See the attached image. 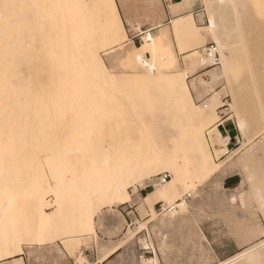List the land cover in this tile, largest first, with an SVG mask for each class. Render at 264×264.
<instances>
[{
  "label": "snow or ice",
  "instance_id": "6c2138e0",
  "mask_svg": "<svg viewBox=\"0 0 264 264\" xmlns=\"http://www.w3.org/2000/svg\"><path fill=\"white\" fill-rule=\"evenodd\" d=\"M256 7L259 87L251 61L235 55L238 48L247 52L239 13L233 27L223 19L218 24L210 0H0V264H122L113 253L137 242L150 258L138 257L136 264H264V0ZM61 21L65 41L58 53L51 41ZM134 60L151 69L136 76L146 92L124 100L97 86L110 69L113 80L118 69L135 74ZM256 96L258 111L248 106ZM231 121L245 140L258 124L259 155L227 152L230 137L220 126ZM190 143L205 161L195 176L182 162ZM217 143V156L230 157L221 164L211 156ZM237 169L247 173L240 183L254 199L241 198L243 210L221 223L239 246L236 254L212 256L220 237L199 227L207 209L186 201L222 191ZM53 191L67 219L37 229L34 205ZM157 201L164 205L162 226L152 212L151 222L145 216L134 221L135 229L125 221L119 243H101V209L139 203L146 213ZM188 220L198 239L188 238ZM193 244L190 259L174 258L192 253Z\"/></svg>",
  "mask_w": 264,
  "mask_h": 264
},
{
  "label": "rangeland",
  "instance_id": "374dc122",
  "mask_svg": "<svg viewBox=\"0 0 264 264\" xmlns=\"http://www.w3.org/2000/svg\"><path fill=\"white\" fill-rule=\"evenodd\" d=\"M217 3V0H214ZM262 0H255L254 2H250L247 9H234L231 6L227 5L223 7L222 5L218 7V11L220 12V22L223 19L229 27H233V21L236 20L237 12L239 13L240 23L239 27L245 32L247 35V52L243 49H236L235 55L241 61L250 60L257 75V87H259V72L257 71V66L261 65V28L259 24V8L257 5L261 4ZM216 5V4H215ZM252 5V7H251ZM207 15V12H205ZM259 33V34H258ZM234 44H239L241 41L234 40ZM255 53V54H254ZM229 55V53H228ZM258 56V57H257ZM158 64L159 61H158ZM110 76L107 79H100V81H107L111 83L115 80L112 78L111 69ZM128 71L126 68L118 69L115 74L116 77L121 74V72ZM58 82V80H57ZM127 83V82H125ZM114 91L115 94L122 99L126 100L128 97L129 91L132 89L129 87V84L121 83L119 87H105L102 89H107ZM231 103V93H229L225 98L221 101L218 110L223 113L224 106ZM249 109H256L258 111L259 107V97L256 96L254 103L249 100L248 102ZM223 134L226 136H232L228 143L229 153L235 154L237 150L241 151V155H247L248 153L255 152L257 155L261 152V144L260 138L258 136V124L252 128L251 134L248 136L247 140L243 137V135H237L238 127L235 121H231L229 125L223 127ZM210 139V137H208ZM248 142V144L246 143ZM246 145V147H244ZM213 157H215V163L221 164L224 161L230 159V157H223L221 160L220 157L217 156L216 153L213 152ZM223 154L221 153V156ZM190 167V166H189ZM247 179V173H245L242 169H237L234 176L226 179L223 184L224 188L222 191L213 190L210 195L204 194L200 197H189L187 199V203L191 204L193 202H197L200 206L207 209L209 215L203 217L199 222V227L204 230V234L206 235H217L220 239L217 241V251L212 253V256H224L225 258H230L231 255L236 254V250L239 247L233 239H230L222 230L221 223L224 220L225 216L235 215L237 212L243 210L244 205L241 203V198H243L245 203L251 202L254 199V195L251 193L250 187H246L244 184H241L240 181ZM170 180V179H169ZM235 197V202H233L232 198ZM55 197L53 195L48 196L49 207L50 210H54L55 206ZM179 202V201H177ZM162 203H159L155 206L156 211L158 212V217L160 218L161 226L163 225V219L165 218L164 205L163 210L161 209ZM140 204L136 203L128 204L125 206L124 204H119L117 207L119 211H103V216L98 215L96 217V226L99 229L101 220L104 222V228L101 231V243L103 244L106 240L108 244L119 243L123 240V236L121 233H126L127 224H131L135 229L136 225L134 221H140L148 217L149 222H151L152 217L146 215L144 212L140 211ZM133 207H135V212L133 211ZM178 208L175 209L177 213H179ZM172 215V211L169 210L167 213V217L170 218ZM67 219V213L64 217L56 219L51 227H55L59 224H62ZM185 227L188 229V238L189 239H198L195 235V227L192 224V221H185ZM147 231V230H146ZM157 238H159L160 233L156 231L153 233ZM152 243V241H149ZM195 253V245L193 244L192 253L185 251L182 254H177L174 258L176 260H187L191 258V255ZM115 259L120 260L123 264L124 261H131L132 264H136L138 257H143L145 259L150 258L147 254L146 250H142L137 242L132 247H121L120 251L114 256Z\"/></svg>",
  "mask_w": 264,
  "mask_h": 264
},
{
  "label": "bare ground",
  "instance_id": "6f19581e",
  "mask_svg": "<svg viewBox=\"0 0 264 264\" xmlns=\"http://www.w3.org/2000/svg\"><path fill=\"white\" fill-rule=\"evenodd\" d=\"M255 0H217V3L214 2V0H210V2L216 4V9H215V19L217 21L218 24H220V12L218 11V7L219 5L225 7L227 5L230 4H239V5H247V7L249 6L250 2H254ZM38 2L40 3H68V2H74V3H85V4H93V3H102L103 0H38ZM247 7H241L242 9H247ZM252 7V5H251ZM165 28H167V25H165ZM60 32L57 33L56 35L53 36V39L51 41V45L56 49V51L58 53H62L63 49H62V45L65 41V36L63 33V22L61 21L60 24ZM158 32V30H157ZM259 34V33H258ZM67 43L69 45V50L71 51V47H72V37H71V27H69V31L67 34ZM161 55H164V53H160ZM255 54V53H254ZM147 58L148 61L152 60V55L150 52L145 53L144 54ZM233 55V52H229V56ZM258 57V56H257ZM133 66L135 69H137L138 71L133 74L130 73L129 71H125V72H121V74L119 76H117V80L113 81L112 84L108 83L107 81H100L98 82L97 86L99 88H105V87H119L121 83L124 84H129V87H131L132 89L129 91V93L127 94L128 96H139L142 92H146V86L139 81L138 79H136V76L142 74L144 71H151V69H145L143 65H141L139 63L138 60H134L133 62ZM160 67L161 65L158 64L157 61V72L160 71ZM257 71L260 72V66H257ZM111 77L110 76V71H109V75L107 78ZM103 78V77H102ZM101 78V79H102ZM127 82V83H125ZM59 83V80L58 82ZM108 89V88H107ZM198 119V118H197ZM238 127V126H237ZM213 140L212 137H210V139H208V145H212ZM248 144V142H246ZM228 145V144H227ZM226 145V150L227 152H229L228 150V146ZM207 147V145H206ZM214 153H218L220 152V145L217 143L215 145V147L212 148ZM187 159L186 162L182 161L183 163L186 164V168L191 172V174L193 176L196 175L197 171L202 169L205 165V161L204 158L202 156V154L200 153L199 147L194 144V143H190L187 152L185 153ZM211 156L213 157V153L211 151ZM215 163V161H213ZM217 164V163H216ZM190 166V167H189ZM49 195H53L55 197V206L56 208L54 210H50L51 207H49V202H48V196ZM112 195H116L115 190L113 189L112 191ZM233 200V198H232ZM160 202L157 201L156 204H153V206L151 208H149L147 210V212L145 213L146 215L151 216L152 212H155L158 214V212L156 211L155 206L157 204H159ZM179 203V202H177ZM187 203V202H186ZM123 204V203H121ZM140 211H142V206L140 205ZM102 210V209H101ZM67 208L65 206H63L62 204L57 202V197L55 195V192H45L40 200L37 202L36 205H34V209H33V214L35 216V227L37 229H39L41 227V225L43 224L44 227H51V224L58 218H62L66 215L67 213ZM178 212H180V209L178 208L177 210ZM121 247H118L116 249V251H118V249H120ZM115 251V252H116ZM114 252V253H115ZM113 253V254H114Z\"/></svg>",
  "mask_w": 264,
  "mask_h": 264
},
{
  "label": "crops",
  "instance_id": "0c3cea01",
  "mask_svg": "<svg viewBox=\"0 0 264 264\" xmlns=\"http://www.w3.org/2000/svg\"><path fill=\"white\" fill-rule=\"evenodd\" d=\"M157 30H158V29H157ZM157 30H156V31H157ZM224 126H225V125H221V126H220V130L222 131V133H223V130H222V129H223ZM228 137H230V139H232V136H228ZM120 249H121V248H120ZM120 249H118V251H116L113 255L115 256V255L120 251Z\"/></svg>",
  "mask_w": 264,
  "mask_h": 264
},
{
  "label": "built area",
  "instance_id": "2783aa9c",
  "mask_svg": "<svg viewBox=\"0 0 264 264\" xmlns=\"http://www.w3.org/2000/svg\"><path fill=\"white\" fill-rule=\"evenodd\" d=\"M217 58H219V53H217ZM170 179V176H169ZM161 209L163 210V205H161Z\"/></svg>",
  "mask_w": 264,
  "mask_h": 264
}]
</instances>
